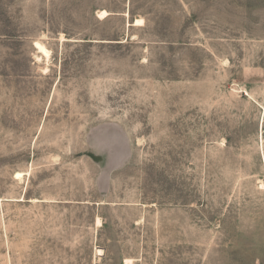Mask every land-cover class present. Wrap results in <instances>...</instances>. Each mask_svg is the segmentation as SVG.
Wrapping results in <instances>:
<instances>
[{
    "label": "rangeland",
    "instance_id": "374dc122",
    "mask_svg": "<svg viewBox=\"0 0 264 264\" xmlns=\"http://www.w3.org/2000/svg\"><path fill=\"white\" fill-rule=\"evenodd\" d=\"M127 259L264 264V0H0V264Z\"/></svg>",
    "mask_w": 264,
    "mask_h": 264
},
{
    "label": "bare ground",
    "instance_id": "6f19581e",
    "mask_svg": "<svg viewBox=\"0 0 264 264\" xmlns=\"http://www.w3.org/2000/svg\"><path fill=\"white\" fill-rule=\"evenodd\" d=\"M99 15H100V17L101 18H105L106 16H108V13L106 12V11H100L99 12ZM144 24V20L143 19H137L136 21H135V26H142ZM37 50L39 51V53L40 54H42V56H44L46 59H49V57L51 56L50 54V50H48L47 49V47L46 46H44L42 43H39L38 45H37ZM24 176V174L23 173H21V172H18V173H16V175H15V179H21L22 177ZM99 252H101V251H99ZM130 263V262H132V260H130V259H127V263ZM131 264V263H130Z\"/></svg>",
    "mask_w": 264,
    "mask_h": 264
},
{
    "label": "crops",
    "instance_id": "0c3cea01",
    "mask_svg": "<svg viewBox=\"0 0 264 264\" xmlns=\"http://www.w3.org/2000/svg\"><path fill=\"white\" fill-rule=\"evenodd\" d=\"M38 43H41V42H36V43H35V48H36V49H37V44H38Z\"/></svg>",
    "mask_w": 264,
    "mask_h": 264
}]
</instances>
